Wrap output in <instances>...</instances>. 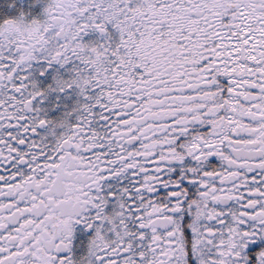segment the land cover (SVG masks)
I'll return each instance as SVG.
<instances>
[{
    "label": "snow or ice",
    "instance_id": "1",
    "mask_svg": "<svg viewBox=\"0 0 264 264\" xmlns=\"http://www.w3.org/2000/svg\"><path fill=\"white\" fill-rule=\"evenodd\" d=\"M0 264H264V0H0Z\"/></svg>",
    "mask_w": 264,
    "mask_h": 264
}]
</instances>
